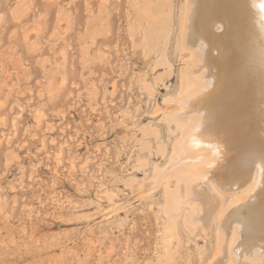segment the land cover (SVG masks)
<instances>
[{"label": "rangeland", "instance_id": "374dc122", "mask_svg": "<svg viewBox=\"0 0 264 264\" xmlns=\"http://www.w3.org/2000/svg\"><path fill=\"white\" fill-rule=\"evenodd\" d=\"M185 9L186 0H0V264H264L236 260L235 229L217 247L220 214L254 187L253 172H238L251 169L240 165L249 125L231 128L232 174L206 235L188 215L181 171L166 165L180 134L168 115L188 90ZM219 47L209 67L226 82L248 69L258 85L252 63L241 70L232 44ZM222 87L221 115L235 107L245 123L244 96L231 104ZM155 166L174 177L155 185Z\"/></svg>", "mask_w": 264, "mask_h": 264}, {"label": "bare ground", "instance_id": "6f19581e", "mask_svg": "<svg viewBox=\"0 0 264 264\" xmlns=\"http://www.w3.org/2000/svg\"><path fill=\"white\" fill-rule=\"evenodd\" d=\"M182 28L181 45L182 49L188 52L189 59L186 62V66L181 69V81L182 86L187 87L188 90L185 94L175 99L176 106L174 103L173 106L174 108H177L174 110L172 109V112H169L171 115H168L170 120L174 122L176 129H179L180 134L173 143L169 160L166 165L168 164L172 168L176 166L177 168H175L177 170L174 169V171H181L180 176H182L183 179H180L185 184V197L183 195L182 196L184 201L186 200L187 206L190 204V211L188 215L193 222L201 225L202 230L199 226L198 227L201 232L206 235L210 228L213 215L219 210V205L221 204V201L219 204V199L221 200L222 194H219V192L226 188V186H224V184H226L225 181L229 177V174H232L230 172L229 174L223 172L225 171L224 169L229 166L228 164H230L226 162L227 157H225V154L229 151L226 149L227 142L231 141V133L235 131H231V128L240 127L239 125H246L244 128L247 129V125H249L247 133V151L244 155V164L240 165H243V167L244 165L245 167H251V169L248 171L240 167L241 171L239 170L238 172L245 175L248 174V172H253V174H255V178L253 177L254 179H252L254 181H251L252 184H254V187L251 194H248L249 196L247 201H237L243 197L241 196L236 200V202H233H239L238 204L234 205L231 203L233 206L228 207L227 212L225 211L224 214H220L216 227L218 233L217 237L219 235L220 238V241H218L219 238L217 240V245L219 244L217 247L220 249L216 248L215 251L218 249L221 250L225 247V236L228 235L230 229L232 228L233 230L235 229V231H233L234 233H230L231 238L236 236L239 241L235 242V244L230 243L231 241L233 242L234 239L231 240L229 235L228 238L230 240L228 241L230 242L228 243L227 241V243L229 244V248L231 250H229V248L226 249L227 251H231L236 260L242 254L254 256L256 258L261 256L263 257L264 185L262 184H264V0H186V9ZM223 41L224 43L232 44L234 47V51L237 53L234 55L235 60L231 59L233 54H230L232 57H230L229 60H233V64L237 65V68L239 67V69L244 70L245 67H248V63H252L250 66H253L248 68L250 69L254 67V70H256L255 72L258 73L256 74L258 76V85L256 80L253 81L256 84L252 81L246 80V74H248V72L251 74L248 69H246L247 72L244 70L246 73H243L241 70V72H238L239 70L235 72L236 69H234L235 73H233L231 69L235 67L233 66L230 69L228 68L233 75L230 77H225V75L224 77L228 78L226 82V79H224L221 74L222 72L219 70L215 72L214 69L216 68L211 67L212 64L210 67L213 69L209 67V61L213 57V53L211 54V52H213L214 49H217V51L215 50L216 56H219V46H221V42ZM232 51L233 50H231V52ZM223 55L226 57L225 54ZM216 56H214V58ZM219 57L217 58L219 59ZM228 57L229 55H227V58ZM191 59H193V62H191ZM213 59H211V62ZM217 61L218 60L215 62L217 63ZM218 62L220 64V59ZM199 64H204L203 67L211 69L210 71V69L204 68V70H207V73L209 71V75L207 73L205 75V73L201 72L203 67H201V65L199 67ZM225 65H227V63ZM228 65L230 64L228 63ZM212 66H214V64ZM216 67L218 69V66ZM227 74H229V72ZM207 75L212 78V80ZM221 84H223V86L225 85V88L222 87ZM221 87L224 88V93L228 95L226 99L228 98V100L231 101V104H235L238 99H241V95L242 97L244 96L243 100L248 104L250 109V113L245 114L243 117V120L246 121L245 123L239 122V111H237L235 107H233V111L229 110L228 112L226 111V108L224 111L227 113L224 112V114L221 115V96L215 94V92H221ZM224 104L222 103V105ZM248 106L246 105L245 107ZM241 136L240 138H242ZM229 154L226 155L229 156ZM232 155L235 154H231V157ZM232 161L233 158L231 162ZM232 167H234L233 164ZM163 168L164 167H162V169ZM162 169L160 170L158 166H155L152 176L155 181V185H158L160 181L166 182L165 177L167 175L163 173L164 169ZM233 169L237 168L235 167ZM165 171L167 172L166 169ZM172 172L169 173V177L167 176L168 178L166 177L167 182L170 179ZM182 172L185 175L184 177ZM172 176L174 177V175ZM180 176L178 175L177 177L179 178ZM246 177L243 178L246 179ZM231 180H233V178H231ZM251 181L249 184H251ZM229 182L231 183L228 179V183ZM260 183L262 187L258 189ZM177 184L178 181L176 185ZM236 184L238 183L236 182ZM252 186L253 185H251V187ZM178 187L179 186L176 188L175 186L174 190L167 191L166 202L169 200L171 201L167 203H179L178 199L177 202H172V198L174 199L176 197L180 199L178 196L179 194L176 192ZM251 187L248 188L251 190ZM244 188L245 191L248 189L247 187ZM242 191L245 192L244 190ZM182 200L181 202H183ZM178 203L176 205L180 204ZM174 207L169 208L168 211L170 212L171 209L173 211L171 214L176 216L174 213L178 208L175 207L174 209ZM183 208L184 206H182L181 209ZM178 212H180V210ZM172 217L170 220L171 223L173 220ZM193 226L191 228H193ZM194 228L196 227L194 226ZM221 241L223 243H221ZM230 245L233 248H231ZM216 254L221 255V253L219 254L217 252L215 255ZM215 255H213V257H215ZM218 255L216 256L217 258H219ZM230 262H232V260ZM243 262H246V260ZM211 264L216 263L213 261Z\"/></svg>", "mask_w": 264, "mask_h": 264}]
</instances>
